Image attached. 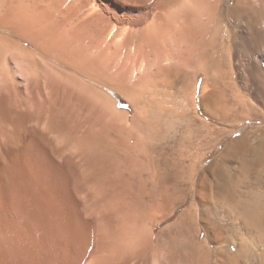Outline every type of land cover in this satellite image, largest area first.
Here are the masks:
<instances>
[{
    "label": "bare ground",
    "instance_id": "bare-ground-1",
    "mask_svg": "<svg viewBox=\"0 0 264 264\" xmlns=\"http://www.w3.org/2000/svg\"><path fill=\"white\" fill-rule=\"evenodd\" d=\"M62 1L0 0V27L32 39L40 50L49 40L51 49H64L76 71L90 81L83 93L72 85H53L47 96L39 90L23 95L15 84L0 88V264H173L174 259L177 264H206L208 245L198 239L205 230L207 241L226 240L218 219L223 211L234 220V233L243 230L252 243L243 239L232 256L221 252L222 263L264 264V132L256 144L246 133L237 134L222 152L212 180L199 173L201 156L187 166L193 167L187 178L183 171L179 180L178 169L172 179L169 169L163 180L157 172L163 183L149 192L137 182L151 175L143 164L144 158L153 161L154 150L140 147L141 142L151 147L156 138L151 120L144 119V136L96 134L87 113L92 85L116 87L143 110L149 98L173 103L188 97L187 75L176 79L171 65H158L155 98L114 75V54L135 40L146 42L147 52L149 46L156 49L158 59L177 52L184 56L185 68L205 73L214 84L215 72L227 64L232 68L233 55H241L240 65L261 85L264 0H74L68 7ZM209 86L206 112L227 120L220 106L223 93ZM204 128L192 129L195 150L208 145L215 132ZM192 190L198 203L178 217L170 239L156 248L155 228Z\"/></svg>",
    "mask_w": 264,
    "mask_h": 264
},
{
    "label": "rangeland",
    "instance_id": "rangeland-1",
    "mask_svg": "<svg viewBox=\"0 0 264 264\" xmlns=\"http://www.w3.org/2000/svg\"><path fill=\"white\" fill-rule=\"evenodd\" d=\"M71 1L74 2V0H63L62 2H64L68 7L69 4L72 3ZM6 29L7 28L0 27V36H2L0 38L1 40L3 39L2 42L5 41L4 43H0V45L2 44L0 47V59L2 58L0 60V88L2 86H10L11 88V86L13 87L15 84L16 87H19V90L22 91L23 95H28L32 90H39L43 96H47L48 91H50V87H53V85L61 87L72 85L75 87L78 93H83V91L87 90L90 81L87 77L76 71L72 63V59L64 49L60 47V49L56 47L51 49L53 43H50V41L47 40L48 43L46 41L45 43H43L44 41L42 43L43 45L45 44L44 47H47L48 50L44 47L42 50H40L33 43L32 39L29 38L31 41L29 42L27 38L17 36L18 34L16 35L15 33ZM118 36L120 35L115 36V39H119V41H121L122 37ZM10 42L13 45H10ZM6 44L8 46H6ZM147 46L148 44H146V42H143L142 40H135V44L129 45L125 49H120L117 54H114L116 59V66H114L112 70L114 75L118 78H122L126 84L145 88L149 91V94L155 98L154 93L156 89L154 85L161 80V76H159L160 73L158 70V65L160 64L165 67H169L171 65L176 67L175 71L173 72V75H176V79H178V76H180V80L183 75H187L188 80L186 89L188 97L183 98L184 100L180 98L181 102L177 99L173 100V103L172 101H169V103L168 101L164 102L163 100V102H156L155 99L153 101L152 98H149L147 100L146 109L143 110V105H141L140 108L137 107L126 93L122 92V90H119L116 87H108L103 84H100L97 87L92 85L89 90L91 104L87 113L91 119V128H93V133L99 134L102 132H108L109 135L122 133L126 136L128 134L136 135L141 133L140 135L144 136V119L147 118V120H151L152 124L154 125V130L156 131L154 132L156 138L151 141L153 142V145H151L152 148L150 147L149 143L145 144L142 142L140 143V147L144 149H153L154 151L151 150L152 152L150 154L152 155L153 153V157H156V155L157 157L152 158L153 161H148V159L144 158L143 166L145 167L146 172H150L151 175H149L150 177L148 178H145L147 177L145 176L142 178L143 181L140 179L137 182L139 186H146L149 192H153L152 189L156 191L159 187H161L163 183H161L163 180L162 174L165 169H169L168 171L165 170L167 172L170 171L169 176H171V174L173 175L177 169L178 171L180 170L182 173L178 172L181 175L179 177L180 179L178 178L179 180H181L184 171L185 177L187 178L193 170V167L187 166L193 165L195 160L197 161L199 158H201V156L204 162L202 167L200 169L198 168L199 173L202 175H208L210 180H212V176L216 170V164L217 162H221L222 152L230 144V142L236 138L237 134L246 133L255 144L258 142V137L263 134L264 128L262 127H264V98L262 97L261 93L264 94V82H260L263 86L262 87L259 82H256L255 77L251 74V71H249L246 66L240 65L239 62L241 55H233L232 58L234 63L232 64V68H230V66L227 64L228 66L223 65L221 69L215 72L218 79L214 84L212 80L208 81V76L205 73L200 71L197 72L195 68H185L184 56L177 54V52L173 54L162 53L160 55V59H158L157 56L159 55H157V50L152 49L149 46L150 49L148 48L147 52V50L145 51ZM45 50L47 51L45 52ZM175 54L178 55V57ZM3 55L5 57H3ZM260 61L264 66V59L261 58ZM30 70H32V73ZM6 74L8 75V79L4 78V75L7 78ZM208 83L209 85L213 84L217 93H223L221 96L222 104L220 106L221 111L226 110V114H228L227 120H222L217 116H213L206 112V105H204V101L211 91V87L208 85ZM203 84H205L204 87L206 88H203L202 90L201 87ZM175 91L176 90H173V92ZM7 92L8 90L6 93ZM241 99L242 102L244 100V102L246 101L248 104L246 106L236 105V102H239ZM224 104H228V106L225 107ZM155 108H157V112L152 111V109L155 110ZM238 111H243L241 117L238 116ZM137 114L140 118L138 121H134V118ZM247 115L250 117L249 119H247ZM201 125L206 128H212L215 132L212 137H208V145H203L202 149L195 150V148L191 146L193 143H195V134L192 132V129H195L197 126ZM158 152H161V154ZM180 152L182 155L185 152L183 157H181ZM205 153L206 156H203ZM159 156H162L163 159ZM155 160L161 165H159V163L155 164ZM146 163L148 165H146ZM152 164L154 165L152 166ZM167 164L168 166H166ZM157 172H162L159 175L162 176L160 177L162 180L157 175ZM172 177L174 178V175L171 176V179ZM172 181H174V179ZM197 195V191L195 190L189 192L187 194L186 201L178 206L175 212L168 219L157 225L154 232V244L156 248L158 247L159 249L160 242L162 243V241L170 239V233L173 232V225L177 221L178 217L187 208L191 207L194 202L198 203L199 198ZM256 196L257 194L255 193V198ZM160 200L161 199L159 197V199L154 201L155 205ZM218 219L224 226L226 240L224 239L225 241L220 243H214L209 240L207 241V234L205 230L202 231L198 239L199 242L208 245V257L206 264H223L222 261L224 258L222 257L221 252L225 251L228 253V255L232 256L236 252V248L243 239L246 242L248 241L249 243H252L251 239L242 235L243 233L241 232H243V230H240V232H237L236 234L234 233V229L231 227V224H233L234 220L230 216L226 217L224 211L219 213ZM238 228H240V226ZM237 235H241L243 237L241 238L240 236V239ZM158 249L153 251L154 260H156L159 255ZM177 261L174 259L173 264H177Z\"/></svg>",
    "mask_w": 264,
    "mask_h": 264
}]
</instances>
